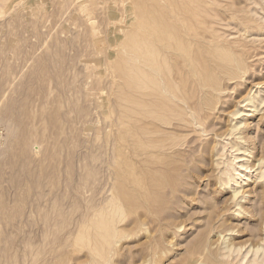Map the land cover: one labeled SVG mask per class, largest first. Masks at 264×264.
I'll list each match as a JSON object with an SVG mask.
<instances>
[{"label": "rangeland", "instance_id": "obj_1", "mask_svg": "<svg viewBox=\"0 0 264 264\" xmlns=\"http://www.w3.org/2000/svg\"><path fill=\"white\" fill-rule=\"evenodd\" d=\"M263 175L264 0H0V264H264Z\"/></svg>", "mask_w": 264, "mask_h": 264}, {"label": "bare ground", "instance_id": "obj_2", "mask_svg": "<svg viewBox=\"0 0 264 264\" xmlns=\"http://www.w3.org/2000/svg\"><path fill=\"white\" fill-rule=\"evenodd\" d=\"M127 85H128V84H127ZM155 89H156V88H155ZM162 90H163V91H167V90H165V89H163V88L161 87L160 91L163 92ZM157 106H158V105H157ZM262 177H264V175H263ZM260 178H261V177H260ZM233 193H235V191H233Z\"/></svg>", "mask_w": 264, "mask_h": 264}]
</instances>
